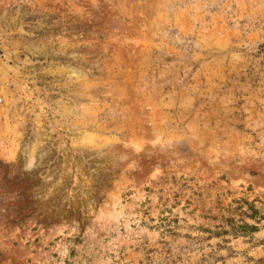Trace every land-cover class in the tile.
Returning <instances> with one entry per match:
<instances>
[{
	"label": "rangeland",
	"instance_id": "obj_1",
	"mask_svg": "<svg viewBox=\"0 0 264 264\" xmlns=\"http://www.w3.org/2000/svg\"><path fill=\"white\" fill-rule=\"evenodd\" d=\"M0 264H264V0H0Z\"/></svg>",
	"mask_w": 264,
	"mask_h": 264
}]
</instances>
